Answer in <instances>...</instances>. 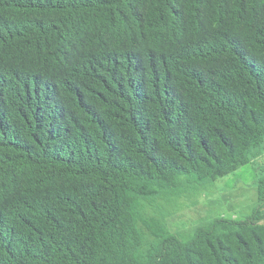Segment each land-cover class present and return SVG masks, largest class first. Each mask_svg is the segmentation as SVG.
Segmentation results:
<instances>
[{
  "label": "trees",
  "instance_id": "obj_1",
  "mask_svg": "<svg viewBox=\"0 0 264 264\" xmlns=\"http://www.w3.org/2000/svg\"><path fill=\"white\" fill-rule=\"evenodd\" d=\"M254 148L264 0H0V264H264V178L165 223Z\"/></svg>",
  "mask_w": 264,
  "mask_h": 264
},
{
  "label": "rangeland",
  "instance_id": "obj_2",
  "mask_svg": "<svg viewBox=\"0 0 264 264\" xmlns=\"http://www.w3.org/2000/svg\"><path fill=\"white\" fill-rule=\"evenodd\" d=\"M252 161L216 179L195 193L178 198L167 211L165 223L181 240L215 217L245 219L256 205V184L264 178V148H254Z\"/></svg>",
  "mask_w": 264,
  "mask_h": 264
}]
</instances>
